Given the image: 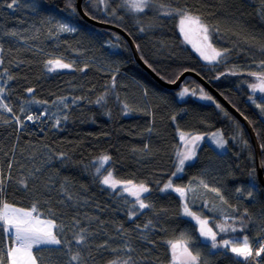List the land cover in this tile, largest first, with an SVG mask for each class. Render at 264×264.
Masks as SVG:
<instances>
[{
  "label": "trees",
  "instance_id": "obj_1",
  "mask_svg": "<svg viewBox=\"0 0 264 264\" xmlns=\"http://www.w3.org/2000/svg\"><path fill=\"white\" fill-rule=\"evenodd\" d=\"M40 2V13L26 7L15 12L0 7V43L5 49L0 54L4 59L0 76L7 71L16 77L8 84L14 110L18 111L23 100L34 97L48 104L28 105L32 113L38 114L44 108L49 113L35 124L27 121L23 129L0 121V169L7 173L11 163L14 177L6 193L7 201L24 208L37 203L38 209L49 217L51 208L55 213L52 218L64 226V235L69 238L74 230L72 220L76 218L80 227L94 233L89 237L90 248L84 253L87 264H109L129 255L133 257L132 264H171L168 241L187 243L190 250L200 253L201 264H233L230 253L216 255L202 246L207 242L200 236L198 226L182 215L183 201L176 192L159 191L169 180L186 188L194 180H203L218 189L227 201L223 204L227 215L240 216L247 210L245 219L249 224L244 235L249 236L253 247L257 238L264 240V187L258 178L255 150L245 126L206 88L223 111L194 96L182 99V89L199 85L195 77H186L177 90L163 87L137 63L122 34L83 19L77 0H71L75 13L69 0ZM90 2L83 0V9L89 16ZM4 3L5 0H0V5ZM158 3L172 9L187 7L210 28H218L212 41L216 48L228 50L227 59L216 65L202 61L185 44L177 28V17L160 16L154 9L135 17L125 13L118 20L110 11L103 13L97 7L93 12L99 17H90L124 29L133 38L142 60L163 81L174 82L183 72L191 71L217 88L251 122L264 165V114L250 103L248 83H254V79L247 75L250 71H261L257 65L264 60V18L259 15L264 5L260 0H158ZM57 22H70L78 31L58 33ZM9 30L17 31L19 36L2 35ZM51 58H61L74 69L85 70L48 72L45 63ZM232 71L242 74L231 75ZM29 87L36 89L31 97L26 92ZM101 96L104 100L96 103ZM60 98H64L68 108L56 103ZM125 104L129 109L124 108ZM125 111L129 114L125 115ZM52 113L56 117L66 114L69 119L57 129L53 127L56 117ZM0 116L13 119L8 113ZM179 130L193 135L221 131L227 146L224 152H218L209 143L202 144L194 162L185 166L183 175L173 178L176 153L181 147ZM103 155L112 157L105 167H111L116 178L144 183L152 189L145 196L150 197L153 209H145L135 220L128 218L131 205L123 200L134 202V198L127 194L118 196L95 176L98 164L93 162ZM253 169L257 188L252 199H248L245 194ZM30 174L38 179L33 180ZM23 177H28L33 189L28 195L15 183ZM237 188L244 189L245 194L238 193ZM67 196H72V200ZM195 210L209 219L216 218L215 221L220 218L203 205H197ZM148 220L155 226L148 234L154 244L140 239L143 233L135 227ZM121 225L123 229L118 231ZM105 242L107 250L98 247ZM125 243L135 251H123ZM112 248L118 251L113 252ZM33 251L35 254L39 250ZM260 259L264 260V256ZM38 261L65 264L67 256L39 251Z\"/></svg>",
  "mask_w": 264,
  "mask_h": 264
},
{
  "label": "snow or ice",
  "instance_id": "obj_2",
  "mask_svg": "<svg viewBox=\"0 0 264 264\" xmlns=\"http://www.w3.org/2000/svg\"><path fill=\"white\" fill-rule=\"evenodd\" d=\"M93 6L103 5L105 12H111L112 15H116V8L110 7V0H91ZM261 4L264 5V0H260ZM0 7H6L13 12L18 11L21 7L29 8L35 13H40L41 2L40 0H29V2L23 3L22 0H5L3 5ZM69 7L72 9V13L76 12L74 6L71 5L69 0ZM119 7L126 8L135 13H145L146 10L155 9L157 14L160 16H175L179 18L178 28L182 34L184 41L191 44L193 49L199 54V56L209 65H216L223 60L227 59V49H218L214 46L212 41V34L214 31L219 29L210 28L205 23L199 14L192 12L189 8H175L172 9L170 6L164 3H158V0H119ZM88 14L87 12L85 13ZM261 18H264V7L261 8L259 13ZM95 18V17H93ZM122 19V17H119ZM51 23L52 20L48 19ZM55 27L58 29V33L74 34L78 31V28L70 22H57ZM144 31L143 28L140 29ZM195 34L199 43H194L191 36ZM2 35L10 37H18L19 33L14 30L4 32ZM5 51L3 43H0V54ZM22 63V62H21ZM4 64V59L0 56V66ZM261 69L259 72H248L247 75L254 78L255 83H248V88L251 89L252 93L264 94V60L257 65ZM45 68L48 72H56L62 69L79 70L84 71L85 69H74L70 63H65L61 58H51L45 63ZM231 75H241L237 71H232ZM6 77V79H5ZM219 79V77H216ZM15 76L10 75L5 71L0 76V113H8L13 119L8 117L0 116V121L3 124H15L19 129L25 127L27 121H31L33 124L42 120L43 117L48 116V110L46 108L38 114H33L29 109L28 105H47L48 101L37 100L34 97L31 99L23 100L18 108V111L14 110V106L11 100L12 90L8 88ZM113 87H115V76L112 77ZM36 91L35 88H27L26 92L31 97L32 93ZM200 99L209 100L216 103L210 95L203 93L201 90ZM146 94V93H145ZM188 94V89L185 88L180 96ZM195 95V93H192ZM19 99V98H18ZM104 100V96L99 97L96 103H100ZM249 100L255 104L261 114H264V102H257V99L250 95ZM57 104L63 105L66 109L69 107L64 102V98H60L56 101ZM217 108H220L219 104H216ZM125 109H129V105H124ZM223 111V109H221ZM125 115L129 112L125 111ZM56 117L55 113H52ZM227 115V113H225ZM24 117V119H22ZM69 117L65 114L62 117H56L53 121V127L60 129L62 122H67ZM175 120V117H173ZM151 131V129H149ZM181 141L183 142V148L178 150L176 153V168L173 172V176L184 171L186 163L194 161L196 159L197 144L204 140L201 135H186L180 133ZM212 143L215 144L217 149H225L227 146V140L224 138L222 133H213L209 138ZM246 143V142H245ZM264 147V146H262ZM63 155L60 159H63ZM112 160L110 155H103L98 161H94V164H98L95 168V176L99 178V183L105 187L111 189L113 193H116L120 197H124L125 194L134 198L133 201L127 199L123 200V203L130 204L128 218L135 220L137 216L144 213L145 209H153L154 206L150 202V197L145 196L146 193H150L152 189L144 183H133L132 181H122L116 178L113 174L111 167H105L109 165ZM12 164L8 165V172L5 173L0 169V264H39L38 255L39 251H53L61 253L67 256L65 264H87V258L84 253L89 250V237L94 235L90 232L87 227H80L79 221L73 218L72 225L74 230L71 232V238L64 235L65 228L63 225H59L56 220L52 217L55 216L54 211L49 208L48 212L51 217L45 216L44 212L38 209L37 203H33L30 208L17 207L12 203H9L6 199V193L10 186V182L14 180L11 172ZM39 171V169H37ZM33 180L38 179L34 174H30ZM15 183L24 190V194L28 195L33 192L28 182V177L15 180ZM200 185L208 191L214 192L219 198L221 203L227 204V201L221 195L220 191L216 188L210 187L203 180L200 181ZM256 177L255 169L250 173V187L246 194L244 189L237 188V192L245 194L248 199H252L254 191L256 190ZM119 189V192L117 191ZM174 191L180 195L183 199V212L182 215L189 217L195 221L198 226V231L201 237H203L205 243L202 245L210 250V252L216 255L226 256L229 253L234 258L233 264H264V260L260 258L264 256V240L257 238L256 246L253 247V243L250 241L247 234L240 237H232L233 233H245L248 228L249 221L245 219L248 216L247 210L240 216L224 215V219L221 223H215L209 226V220L198 215L192 211L189 207L187 200V193L189 191H195V189L189 187L177 186L169 180L162 188L159 189L161 192ZM68 200H72V196H67ZM87 202V201H85ZM63 203V201H60ZM229 207H232L229 205ZM212 210V209H210ZM233 211L236 209L233 208ZM98 219V218H96ZM231 221V223H229ZM135 227L143 233L140 239L146 241L148 244H154V240L149 239V231L155 230V226L152 220H148L141 226L136 224ZM123 226L121 225L118 231H122ZM127 235V232L123 233ZM171 253V264H201V257L199 252H193L185 242H167ZM43 246V247H42ZM98 247L108 249V244L102 243ZM33 249L39 250L34 254ZM113 252L118 251L116 248L110 249ZM127 253H132L135 250L130 244L125 243L122 249ZM133 257L129 255L127 259L112 260L109 264H132Z\"/></svg>",
  "mask_w": 264,
  "mask_h": 264
},
{
  "label": "rangeland",
  "instance_id": "obj_3",
  "mask_svg": "<svg viewBox=\"0 0 264 264\" xmlns=\"http://www.w3.org/2000/svg\"><path fill=\"white\" fill-rule=\"evenodd\" d=\"M97 7H99L101 10H102V12L103 13H106L105 11H104V7H103V5H98V6H93V4H92V2H90V5H89V9H88V12L90 13V16H92V17H95V18H98L99 16L97 15V14H95L93 11H95V10H97ZM110 7H114V8H116V15H112L111 14V16L113 17V18H116V19H118V20H120V18L119 17H125V13H128V14H130L132 17H135V16H137V15H139L140 13H135V12H132V11H130V10H128V9H126V8H121V7H119V0H110ZM155 10V9H154ZM120 12L122 13V15L120 14ZM123 17V18H124ZM178 23H179V18L177 17V28H178ZM178 31H179V28H178ZM179 33H180V31H179ZM181 34V33H180ZM181 36H182V34H181ZM182 38H183V36H182ZM191 39L193 40V42L194 43H199V39H198V37L195 35V34H193L192 36H191ZM183 40H184V38H183ZM185 42V41H184ZM185 44H187L198 56H199V54L193 49V47H192V45L191 44H188V43H186L185 42ZM199 58L202 60V61H204L200 56H199ZM205 62V61H204ZM254 79V78H253ZM256 81L254 80V83H255ZM196 88V91L194 92L195 93V95H193L192 94V88H187L188 89V94H186V95H184L183 97H181L182 99H184V98H187L188 96H194V99H196V100H198V101H202V102H204V103H207V104H213V105H215L216 106V104H218L217 102H216V100L208 93V92H206V90L205 89H202V88H197V87H195ZM184 89H182L181 91H180V93L183 91ZM201 90H203V93H205V94H207V95H210L212 98H213V100L216 102V103H213L212 101H209V100H202V99H200V95L202 94L201 93ZM249 92H250V95H252V96H254L256 99H257V102H264V94H261V93H259V92H257V93H252L251 92V89H249ZM250 103H252V101L250 100ZM253 104V103H252ZM253 105H255V104H253ZM219 109H221V108H219ZM30 123H32L31 121H29ZM217 132H219V133H222L221 131H216V132H211V133H207V134H196V135H201V136H203L204 137V140H202V141H200L198 144H197V152H196V156H197V153H198V150H199V148L202 146V144H204V143H209L212 147H214V149L215 150H217L218 152H224L225 151V149H223V150H221V149H217L216 147H215V144L214 143H212V141L209 139L212 135H213V133H217ZM180 133H185L186 135H193V134H189V133H187V132H184V131H182V130H179V138L181 139V137H180ZM183 148V142L181 141V147H180V149H182ZM179 149V150H180ZM192 162H194V161H190V162H188V163H186V165L187 164H189V163H192ZM185 165V166H186ZM185 168V167H184ZM183 173H184V171L182 172V173H178L177 175H175V176H173V178L174 177H178V176H181V175H183ZM172 181V180H171ZM172 183H173V181H172ZM191 187V188H193V189H195V191L193 192V191H189L188 193H187V200H188V204H189V207L191 208V210L192 211H194V212H196L198 215H200V216H202L203 218H207V217H204L202 214H200L199 212H197L196 210H195V208H197V205H203L204 206V209L206 210V211H208V212H211V214H213V215H215V213H216V215L215 216H217V217H220L219 218V220H217V221H215L216 220V218H214V220L213 219H209V217L207 218L208 220H209V226H212L213 224H215V223H221L222 221H223V219H224V215L223 214H226L225 212H223V210H224V206H223V203H221V201H220V198L214 193V192H211V191H208L207 189H205V188H203L201 185H200V181H196V180H194V181H192V182H190L189 183V185H188V187ZM169 191H171V190H169ZM174 192V191H173ZM178 194V193H177ZM179 195V194H178ZM180 196V195H179ZM181 198V197H180ZM203 199V200H198V199ZM182 199V198H181ZM197 199V200H196ZM182 201H183V199H182ZM209 201H211V202H209ZM211 203H212V207H213V209H212V207H211ZM183 204H184V201H183ZM210 209H212V210H210ZM182 212H183V210H182ZM215 212V213H214ZM184 216V215H183ZM186 217V216H185ZM187 218H189V217H187ZM190 219V218H189ZM191 220V219H190ZM193 221V220H192ZM214 221H215V223H214ZM194 223H195V221H193ZM229 223H231V221H229ZM196 224V223H195ZM232 235V237H240V236H242V235H244V233H233V234H231ZM203 238V237H202ZM181 242H183V241H181ZM34 252V251H33Z\"/></svg>",
  "mask_w": 264,
  "mask_h": 264
},
{
  "label": "water",
  "instance_id": "obj_4",
  "mask_svg": "<svg viewBox=\"0 0 264 264\" xmlns=\"http://www.w3.org/2000/svg\"><path fill=\"white\" fill-rule=\"evenodd\" d=\"M77 9L80 15L83 17L85 21L88 23L100 27V28H105V29H110L119 32L122 34L126 40L128 41L134 58L136 59L137 63L147 72L151 75V77L156 80L159 84H161L163 87L171 90H177L181 87L183 81L186 79L188 76L195 77L212 95H214L246 128L248 131L251 141L254 146L255 150V157H256V167H257V172H258V178L261 183V185L264 187V165L262 161V152H261V146L260 142L258 139V136L251 124V122L244 116L242 115L236 107H234L225 97L224 95L217 89L215 88L211 83L206 81L204 78L199 76L198 74L191 72V71H185L183 72L176 81L174 82H166L163 81L157 74L142 60V58L139 55L137 46L133 40V38L121 27L114 25V24H109V23H104L97 21L93 18H91L89 15H86L84 9H83V0H77ZM196 89H192V93L195 92Z\"/></svg>",
  "mask_w": 264,
  "mask_h": 264
},
{
  "label": "flooded vegetation",
  "instance_id": "obj_5",
  "mask_svg": "<svg viewBox=\"0 0 264 264\" xmlns=\"http://www.w3.org/2000/svg\"><path fill=\"white\" fill-rule=\"evenodd\" d=\"M197 88H202L204 89L205 87L199 82V85L197 86ZM196 89V88H195Z\"/></svg>",
  "mask_w": 264,
  "mask_h": 264
}]
</instances>
